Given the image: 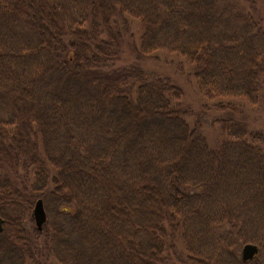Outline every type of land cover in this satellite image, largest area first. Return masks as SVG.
Instances as JSON below:
<instances>
[{
  "label": "trees",
  "instance_id": "obj_1",
  "mask_svg": "<svg viewBox=\"0 0 264 264\" xmlns=\"http://www.w3.org/2000/svg\"><path fill=\"white\" fill-rule=\"evenodd\" d=\"M253 1L0 0V264H264V131L234 102L264 108ZM157 52L192 66L225 140L145 69Z\"/></svg>",
  "mask_w": 264,
  "mask_h": 264
},
{
  "label": "rangeland",
  "instance_id": "obj_2",
  "mask_svg": "<svg viewBox=\"0 0 264 264\" xmlns=\"http://www.w3.org/2000/svg\"><path fill=\"white\" fill-rule=\"evenodd\" d=\"M257 7V13L264 19V0L253 1ZM131 20L132 31L134 32L133 41H139L141 34V25L138 20ZM135 54L132 52V48L129 42H126L123 46V53L120 62H129L135 59ZM156 55V56H155ZM154 56L145 58L142 63L145 69L150 72L163 73L173 76L177 82H179L184 88V97L182 99V105L186 108L188 114L187 120L192 126H195L197 122L201 123L202 133L207 137L209 143L212 146H216L219 142L225 140L227 135L224 134L217 125L212 124L210 115H202L201 107L208 103L213 105L212 102H207L200 96L197 91L195 81L192 77V66L189 65L183 58L178 55L168 54L164 52H157ZM234 102L241 103L251 116V125L253 129L264 131V108L260 105L252 106L245 102L235 100ZM33 214V210H32ZM36 224V223H35ZM26 226L31 229L34 226L33 221L27 220ZM180 251L184 253L181 246ZM242 254V249H241ZM172 264H182L179 262H173Z\"/></svg>",
  "mask_w": 264,
  "mask_h": 264
},
{
  "label": "water",
  "instance_id": "obj_3",
  "mask_svg": "<svg viewBox=\"0 0 264 264\" xmlns=\"http://www.w3.org/2000/svg\"><path fill=\"white\" fill-rule=\"evenodd\" d=\"M33 217L37 228L42 231L44 224L47 221V212L45 209L44 201L39 199L33 209ZM4 219L0 217V232L4 229ZM259 252V247L253 243H247L242 248V258L244 261L253 260Z\"/></svg>",
  "mask_w": 264,
  "mask_h": 264
}]
</instances>
